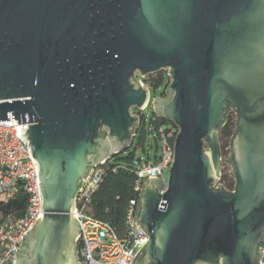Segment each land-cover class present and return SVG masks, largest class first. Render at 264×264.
Returning a JSON list of instances; mask_svg holds the SVG:
<instances>
[{
  "label": "water",
  "instance_id": "1",
  "mask_svg": "<svg viewBox=\"0 0 264 264\" xmlns=\"http://www.w3.org/2000/svg\"><path fill=\"white\" fill-rule=\"evenodd\" d=\"M178 128L167 182L151 177L134 264H259L264 240V0H0V120L30 122L42 214L17 264H79V191L92 167L129 149L150 90ZM237 113L222 174L220 131ZM81 264V263H80Z\"/></svg>",
  "mask_w": 264,
  "mask_h": 264
},
{
  "label": "built area",
  "instance_id": "2",
  "mask_svg": "<svg viewBox=\"0 0 264 264\" xmlns=\"http://www.w3.org/2000/svg\"><path fill=\"white\" fill-rule=\"evenodd\" d=\"M138 80L147 86L143 78L138 77ZM152 100L150 95L146 107ZM143 119L146 120L145 116ZM29 124L17 123L12 111L10 119L0 120V264H17L24 236L42 214L38 164L31 154L30 141L20 136L19 126L28 129ZM149 132L157 141L158 153L155 161L149 154L146 160L134 157L131 165L124 167L133 172L135 180L134 194L126 207L124 224L120 229L97 217L91 207L93 196L105 180L106 166L114 156L94 165L83 183L75 209V216L81 223V234L77 240L81 264H134L136 256L150 239L148 231L137 220L139 198L149 178L159 177L167 182L166 171L174 161L175 138L173 133L155 124L150 126ZM220 185L217 183L215 187ZM260 252L259 264H264V240Z\"/></svg>",
  "mask_w": 264,
  "mask_h": 264
},
{
  "label": "trees",
  "instance_id": "3",
  "mask_svg": "<svg viewBox=\"0 0 264 264\" xmlns=\"http://www.w3.org/2000/svg\"><path fill=\"white\" fill-rule=\"evenodd\" d=\"M143 80L148 87L152 86L156 90L163 87L167 80V76L164 72H157L149 75ZM161 96H165V90ZM229 113L220 131V134H223L224 137H232L237 130V127L234 129L233 124L229 121ZM146 121L147 120L143 119L141 139L146 138L152 124H155L157 127H164L168 132L173 133L172 137L175 138L178 128L172 121L153 114L148 129H146ZM134 157V154L125 156L124 152H122L115 155L113 159L108 162L105 180L91 201L94 214L105 221L111 222L118 229L124 224L126 207L134 194L133 183L135 176L133 172L124 169V167L126 168L131 165ZM221 181L225 182L223 188L227 191L230 192L235 188L236 182L228 180L226 176L223 175Z\"/></svg>",
  "mask_w": 264,
  "mask_h": 264
},
{
  "label": "rangeland",
  "instance_id": "4",
  "mask_svg": "<svg viewBox=\"0 0 264 264\" xmlns=\"http://www.w3.org/2000/svg\"><path fill=\"white\" fill-rule=\"evenodd\" d=\"M168 79V77H167ZM166 83L163 87L154 89L152 86H149L151 91V95L153 98L160 97L165 90ZM142 113L146 118V129L149 128V122L153 116L152 105L146 107ZM229 121L233 124V128L235 129V125L237 122V113L235 110H232L229 113ZM142 131V129H141ZM141 131L135 137L134 142L132 143L131 147L124 151V155L128 156L129 154H134L136 158H142L143 160L148 159V155L151 154L153 161H155V156L158 153L157 150V142L156 139L152 136L150 132L147 133L146 138L141 139ZM231 138L232 137H224L223 134H220V147L222 150V174L221 177L224 175L228 178V180L232 182H236L235 173L233 171L232 164L230 162V156L232 154L231 151ZM152 146V147H151ZM170 171H166V177L169 179ZM218 184L225 185V182H222L221 179L218 181Z\"/></svg>",
  "mask_w": 264,
  "mask_h": 264
},
{
  "label": "flooded vegetation",
  "instance_id": "5",
  "mask_svg": "<svg viewBox=\"0 0 264 264\" xmlns=\"http://www.w3.org/2000/svg\"><path fill=\"white\" fill-rule=\"evenodd\" d=\"M76 257H77V260H78V262H79L80 249H79L78 245H77V247H76ZM79 264H80V262H79Z\"/></svg>",
  "mask_w": 264,
  "mask_h": 264
},
{
  "label": "crops",
  "instance_id": "6",
  "mask_svg": "<svg viewBox=\"0 0 264 264\" xmlns=\"http://www.w3.org/2000/svg\"><path fill=\"white\" fill-rule=\"evenodd\" d=\"M152 147V146H151ZM151 155V154H150ZM152 157V156H151Z\"/></svg>",
  "mask_w": 264,
  "mask_h": 264
}]
</instances>
